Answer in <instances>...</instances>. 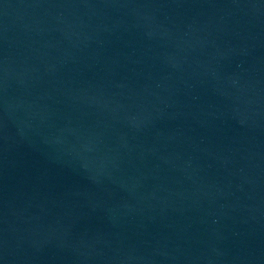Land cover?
<instances>
[{
	"label": "water",
	"instance_id": "1",
	"mask_svg": "<svg viewBox=\"0 0 264 264\" xmlns=\"http://www.w3.org/2000/svg\"><path fill=\"white\" fill-rule=\"evenodd\" d=\"M0 264H264V0H0Z\"/></svg>",
	"mask_w": 264,
	"mask_h": 264
}]
</instances>
